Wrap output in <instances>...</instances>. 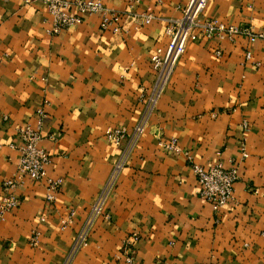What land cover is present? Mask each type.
<instances>
[{"label":"crops","instance_id":"0c3cea01","mask_svg":"<svg viewBox=\"0 0 264 264\" xmlns=\"http://www.w3.org/2000/svg\"><path fill=\"white\" fill-rule=\"evenodd\" d=\"M101 1L122 13L120 32L102 31L92 14L52 34L41 2L0 0V198L19 158L16 129L34 127L38 107L46 176L63 179L51 202L45 180L15 187L19 203L0 222V264L63 259L145 109L151 55L166 49V29L188 3L141 0L133 13L153 16L143 24L128 0ZM212 17L262 30L264 0H207L201 20ZM247 48L244 36L199 34L186 44L71 264H125L126 255L142 264H264V44L250 47V61ZM109 126L127 128L120 146L106 140ZM171 138L173 149L159 144ZM184 151L200 165L237 163L233 198L218 212L198 194Z\"/></svg>","mask_w":264,"mask_h":264},{"label":"built area","instance_id":"2783aa9c","mask_svg":"<svg viewBox=\"0 0 264 264\" xmlns=\"http://www.w3.org/2000/svg\"><path fill=\"white\" fill-rule=\"evenodd\" d=\"M17 1L25 5L34 1L41 2L51 16L52 22L49 32L52 34H57L62 29L76 26L83 21L85 16L92 14L100 16V28L102 31L117 33L122 29L120 21L122 13L117 10L107 9L101 0ZM139 2H141V0H128L129 11L133 13L134 7ZM206 3L207 0H188L182 17L166 29L170 37L166 49L164 51L157 49V51L151 55L154 81L147 97L145 109L131 131L126 149L121 154L118 163L114 165L107 180L96 195L88 215L74 236L71 247L59 264H71L77 251L86 244L94 220L103 212L105 201L114 185L118 171L126 159V153L143 133L175 63L185 52L186 44L189 41L197 39L199 34L206 38H215L218 41L226 39L231 42H233L237 36H244L248 40V48L245 51V59L247 61L251 60L250 47H252L256 41H261L264 44V29L255 30L252 26L244 24H227L215 17L202 21L201 14ZM132 16L133 18L142 16L141 22L143 24H148L153 18L150 13L140 14L134 12ZM215 53L220 54L219 49H217ZM35 116L36 125L34 127L29 124H24L16 129V135L21 141V144L18 146L19 158L16 163L14 175L5 178L1 183L5 192L0 198V222L9 211L18 205L19 199L13 194V190L21 183L23 178L35 181L45 180L47 186L46 199L50 202L55 199L56 193L63 184L62 178H48L46 176V166L51 162V158L48 152L39 146V141L42 138L41 127L45 117L43 107H38L36 109ZM4 118L6 119V117ZM242 125L243 128H248L246 122H243ZM127 134L128 130L124 126H109L104 132L106 140L115 146H120L127 138ZM50 139H55V134H51ZM159 144L171 150L177 145V141L175 138H171L169 141H159ZM183 155L186 162L189 163L200 186L198 194L211 203L213 211L218 212L233 198V185L238 179L237 163L229 159L228 166H224L223 162L220 160L210 165H200L193 161V157L188 151H184ZM246 157L247 153L242 149L241 159ZM72 214L73 212H70V216ZM37 237L38 233L34 232L30 238V244H36ZM132 237L136 239L137 235L133 233ZM124 263L142 264L135 260L133 255H126L124 257Z\"/></svg>","mask_w":264,"mask_h":264}]
</instances>
